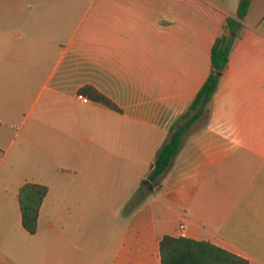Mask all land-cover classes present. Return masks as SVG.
I'll list each match as a JSON object with an SVG mask.
<instances>
[{"label": "crops", "instance_id": "0c3cea01", "mask_svg": "<svg viewBox=\"0 0 264 264\" xmlns=\"http://www.w3.org/2000/svg\"><path fill=\"white\" fill-rule=\"evenodd\" d=\"M239 2L65 0L60 42L0 13V141L14 129L0 146V264H160L164 235L264 264V0L243 19ZM227 17L241 27L207 116L152 182ZM27 182L48 189L33 234L18 202Z\"/></svg>", "mask_w": 264, "mask_h": 264}, {"label": "trees", "instance_id": "16d2710c", "mask_svg": "<svg viewBox=\"0 0 264 264\" xmlns=\"http://www.w3.org/2000/svg\"><path fill=\"white\" fill-rule=\"evenodd\" d=\"M249 7L250 0H240L236 17L243 19ZM240 27L236 19L226 18L223 32L216 37L211 47L209 74L187 109L172 125L168 140L158 149L148 175L150 181H156L170 166L172 159L180 149L183 134L190 126L203 115L207 116V105L217 89ZM78 94L110 109L120 111L114 101L91 85L81 86ZM47 190L46 185L35 182H27L19 189L18 202L22 226L31 234L36 232L38 212ZM141 195L138 192V196ZM159 252L160 264H249L246 258L210 241L183 236L164 235L159 242Z\"/></svg>", "mask_w": 264, "mask_h": 264}, {"label": "rangeland", "instance_id": "374dc122", "mask_svg": "<svg viewBox=\"0 0 264 264\" xmlns=\"http://www.w3.org/2000/svg\"><path fill=\"white\" fill-rule=\"evenodd\" d=\"M64 6L65 0H0V13H4V20L9 21V29H14L12 31L22 29L23 33L32 34L36 25L39 28L38 31L34 30L36 36L42 39L54 38L60 42L66 38V31L59 30V27H64L63 20L60 18L64 12ZM52 13L55 19L51 17ZM13 131L12 127H7L0 146H4L6 136H11Z\"/></svg>", "mask_w": 264, "mask_h": 264}, {"label": "water", "instance_id": "95a60500", "mask_svg": "<svg viewBox=\"0 0 264 264\" xmlns=\"http://www.w3.org/2000/svg\"><path fill=\"white\" fill-rule=\"evenodd\" d=\"M143 184L147 187V188H151L152 187V184L149 180H144L143 181Z\"/></svg>", "mask_w": 264, "mask_h": 264}, {"label": "built area", "instance_id": "2783aa9c", "mask_svg": "<svg viewBox=\"0 0 264 264\" xmlns=\"http://www.w3.org/2000/svg\"><path fill=\"white\" fill-rule=\"evenodd\" d=\"M183 228H184V226H183V224H181V225H180V229L183 230Z\"/></svg>", "mask_w": 264, "mask_h": 264}]
</instances>
